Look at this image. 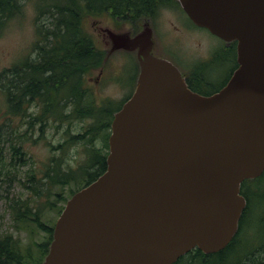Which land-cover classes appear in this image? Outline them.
<instances>
[{"label": "water", "instance_id": "1", "mask_svg": "<svg viewBox=\"0 0 264 264\" xmlns=\"http://www.w3.org/2000/svg\"><path fill=\"white\" fill-rule=\"evenodd\" d=\"M197 27L236 43L237 67L208 96L149 54L147 24L115 49H139L133 95L114 114L105 171L67 200L42 264H174L222 251L238 231L245 180L264 172V0H178Z\"/></svg>", "mask_w": 264, "mask_h": 264}, {"label": "trees", "instance_id": "2", "mask_svg": "<svg viewBox=\"0 0 264 264\" xmlns=\"http://www.w3.org/2000/svg\"><path fill=\"white\" fill-rule=\"evenodd\" d=\"M28 1H33L35 7L36 38L31 49L36 57L29 60L27 56L0 70V201H5L14 222L43 232L46 241L40 246L42 254L29 261L30 254L21 248L18 239L0 233V264H41L54 226L53 222L48 226L42 222L44 213L54 212L55 220L75 192L105 171L107 146L97 148L94 140H106L112 114L119 104L99 103L88 86L86 76L101 65L104 52L98 49L85 21L109 17L136 26L172 3V0H0V37L14 19L23 16ZM88 120L91 125L83 127L80 133L73 132L74 122ZM48 130L59 135L61 141L56 146L50 145V150H58L61 156L60 159L51 156L37 173L27 165L28 155L23 146L37 141L49 145L45 140ZM80 144L87 163L78 172L64 164L67 159L64 155L71 146ZM22 167L27 170L20 186L29 196L10 198L11 186L18 182ZM247 182L241 188L246 207L228 246L209 255L195 248L174 264H264V231L255 233L250 241L240 237L249 212L250 197L243 190ZM253 242H257L256 248Z\"/></svg>", "mask_w": 264, "mask_h": 264}, {"label": "rangeland", "instance_id": "3", "mask_svg": "<svg viewBox=\"0 0 264 264\" xmlns=\"http://www.w3.org/2000/svg\"><path fill=\"white\" fill-rule=\"evenodd\" d=\"M163 9L165 8H161L159 10L160 12L154 16L157 17L159 15V18H157V23L160 22L159 25L161 28V33L165 36L168 44H171V40L175 36L173 34L175 33V26L181 28V30L175 34L178 37V41L184 55H188V57H194L193 63H195V60H197L195 58L196 55H208L209 53H211V51L213 52L219 47L216 42L217 40L211 35L207 34L203 30L198 31L186 28V26L183 23L181 24L180 22L182 20L181 15H176V17H174L175 12H173L172 10L169 12L168 10ZM35 15L34 3L33 1H28L27 3H25L23 16L14 19L5 28L0 37V70L4 68H10L14 63L19 62L21 61V59L23 60L26 56H28L30 48L32 47V44L36 38L34 25ZM85 25L87 31L91 35H93L95 41L98 43V46H101L102 44L100 33H102L106 37V39L109 40L104 30H110L109 26L113 27L110 20H107L105 17H98L95 19L86 20ZM101 47L102 50L109 52L107 57L109 59H112L116 65L113 66V63L109 62L110 66L108 65L106 72L108 73L111 72L112 69L115 70V68H118V60H116V54L114 55V51L110 53L109 44H107L106 46L102 45ZM228 67L229 63L224 62L223 58L220 56V54H218L215 60H211L209 67L201 66L200 68H198L195 65L194 73L199 77H209L210 86L215 87L219 85L218 80H220L222 76H225ZM123 70L124 72L122 75V79L127 80L129 75H131L132 67L128 63H126L123 67ZM97 74L98 72L95 71L86 77L88 86L93 89V92L96 93V96L100 99H106L108 97L117 99V91L115 92V88L112 87L113 82L110 81V86H108L107 83H104V81L99 82L97 80ZM103 80H105V78ZM113 80L117 81L116 79ZM96 81L98 84L96 83ZM113 104L115 105L117 103ZM91 124L92 123L90 120L86 122H74L72 124L73 132L75 134L80 133L83 127ZM45 140H47L50 144L48 145L44 142L37 141L34 144L31 142H27L23 146L24 151L28 155L29 161H27V165H31V168H34L37 173L40 171V169H43L44 166H42V164H46L51 156L54 155V158L56 159L61 156V153L58 150H50V145L56 146L57 143L61 141L59 135L55 134L53 130H48L45 133ZM100 144V140H97L95 146L100 147ZM83 150L84 147L81 144L74 145L71 146L69 150H66L64 155V157L67 158V163H65L78 172H80L82 168H85V163H87V157L83 153ZM26 170L27 167H22L19 170L18 182H14L10 189V198L14 196L25 199L29 196V193L25 191L22 186H20V183H22L21 181H25L23 180V177ZM246 185L251 186L254 189V192H247L250 197L249 212L246 215L245 224L243 226V231L240 237L243 241H250L255 233L261 234V232L264 231V172L260 177L253 180H248V182L243 185V190ZM1 193L2 191H0V194ZM29 202H31V200H29ZM54 217V212L47 210L44 213L42 222L46 226H48L52 222L55 223L54 221H56L57 217L55 218V220ZM0 233L11 234L14 238L18 239L21 248L29 252V261H31L32 258L37 259L42 254V247L40 246H42V244L46 241V235L30 225L20 222H14L7 212L5 201L3 200L0 201ZM252 244L254 248L257 247V242H253Z\"/></svg>", "mask_w": 264, "mask_h": 264}, {"label": "flooded vegetation", "instance_id": "4", "mask_svg": "<svg viewBox=\"0 0 264 264\" xmlns=\"http://www.w3.org/2000/svg\"><path fill=\"white\" fill-rule=\"evenodd\" d=\"M163 10H168L169 12L172 10L173 12H175L174 17H176V15H181L182 20L180 22H181V24L183 23L186 26V28H188L190 30L194 29V30H198V31L203 30L207 34L211 35L206 29L199 28V27L195 26L190 21V19L186 16L184 11L182 10L178 0H172L171 5L165 9H163ZM157 18H159V15L157 17L147 18L146 20H142V23L140 25H136V26H133L130 23H128V24L121 23L119 21L112 20L109 17L107 18V20H110L111 24L113 25V27L109 26L110 31H112L116 34H127L130 38H133L134 36L139 34L142 31L143 26L145 24H147L149 26V28L151 29V48H150V52H149V54L151 56L158 58V59L168 61L169 63H171L177 69V71L180 73L181 77L184 79L185 83L187 84V87L191 91H193L194 93H197L200 95H211L213 93L218 92L227 83V81L231 77L233 71L237 67L236 43L235 42L226 43V42L220 40L219 38L211 35L213 38H215L217 40L216 42L219 45V47L217 49H215L213 52L211 51V53H209L208 55H202V56L196 55L195 58L197 60H195V63H193L194 57H192L191 55H190L191 57H188V55H184V53L182 52V49L180 47L178 37L175 34V33H178L181 30V28H179L178 26H175V30H174L175 33H173L175 36L171 40V44H168L165 36L161 33V28L159 25L160 22L157 23ZM100 36H101V40H102L101 46L102 45L106 46L107 44H109L110 53L114 51V55L116 54V60H118L117 61L118 68H115V70L112 69V71H111V67H110L111 72H108V73L106 72L108 65L110 66L109 62H112L113 66H116V65L112 59H109L107 57L109 52L102 50V47L98 46V43H97L98 49L104 52V56H103L102 61L100 63L101 65L98 67L97 70H95L98 72L97 80L99 82L104 81V83H107L108 86H110V81H112L113 82L112 87L115 88V92L117 91L118 97H117V99H114V98L112 99L109 97L106 99H100L96 96V93H95V96L99 100V103H101V102L105 103L106 102V103H117V104H119V108H118V110H119L122 107V105L127 100L130 99V97L133 95V93L135 91L136 82H137L138 76L140 74V66H139L138 57H141V56L139 55V49H132V50H125L123 48L115 49L114 44L111 42L110 39L107 40L106 37L102 33H100ZM218 54H220V56L223 58L224 62L229 63V67L225 73V76H222V78L220 80H218L219 85L213 87V86H210L209 77H207V78H204L202 76L199 77L194 73V71H195L194 66L196 65L198 68H200L201 66L209 67L211 60H215V58L218 56ZM28 56H29V60L35 59V57H36L34 51L31 48H30V51L28 53ZM141 59H142V57H141ZM21 61H22V59H21ZM126 63H128L132 67V72H131V75H129L127 80H123L122 79V75L124 72L123 67ZM102 78L103 79L105 78V80H103ZM113 79H116L117 81H115ZM96 83H97V81H96ZM117 111H115L112 114V119H111L110 124H109L108 134L105 137L106 140H104L103 138L97 139V140H100V143H101L100 144L101 146L97 147V148H102L103 146H107V154H108V149H109L108 138L110 135V125H111V122L113 120V116ZM97 140H94V145H95V143H97ZM107 154H106V157H107ZM86 157H87V155H86ZM106 157H105V165H106ZM65 162L67 163V159L65 160ZM66 163H64V164H66ZM93 181L94 180H92L91 182H93ZM241 188H242V185H241ZM244 192H246V194H247V192L253 193L254 189L251 186L246 185V187L244 188ZM240 193L244 197L245 202L247 203L246 197L243 194V192H241V190H240Z\"/></svg>", "mask_w": 264, "mask_h": 264}]
</instances>
